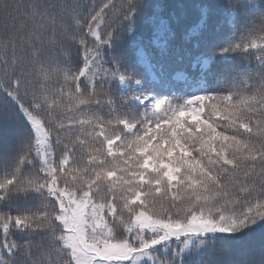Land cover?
Instances as JSON below:
<instances>
[{
	"label": "snow or ice",
	"instance_id": "obj_1",
	"mask_svg": "<svg viewBox=\"0 0 264 264\" xmlns=\"http://www.w3.org/2000/svg\"><path fill=\"white\" fill-rule=\"evenodd\" d=\"M0 264H264V0H0Z\"/></svg>",
	"mask_w": 264,
	"mask_h": 264
}]
</instances>
